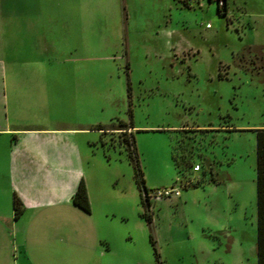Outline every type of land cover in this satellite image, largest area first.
Listing matches in <instances>:
<instances>
[{
    "label": "rangeland",
    "instance_id": "1",
    "mask_svg": "<svg viewBox=\"0 0 264 264\" xmlns=\"http://www.w3.org/2000/svg\"><path fill=\"white\" fill-rule=\"evenodd\" d=\"M25 2L26 19L10 2L9 117L89 128L77 138L100 264H155L150 236L164 264H256L264 0ZM165 188L180 193L155 197Z\"/></svg>",
    "mask_w": 264,
    "mask_h": 264
},
{
    "label": "crops",
    "instance_id": "2",
    "mask_svg": "<svg viewBox=\"0 0 264 264\" xmlns=\"http://www.w3.org/2000/svg\"><path fill=\"white\" fill-rule=\"evenodd\" d=\"M10 2L0 0V264H100L108 238L99 231L101 221L73 203L82 180L89 193V171L77 138L89 128L60 127L52 121L30 126L9 117L5 88L15 49L8 26ZM16 2L26 19V2ZM228 188L230 195L238 194L236 186ZM15 197L22 206L18 217ZM231 222L227 233L236 240Z\"/></svg>",
    "mask_w": 264,
    "mask_h": 264
},
{
    "label": "trees",
    "instance_id": "3",
    "mask_svg": "<svg viewBox=\"0 0 264 264\" xmlns=\"http://www.w3.org/2000/svg\"><path fill=\"white\" fill-rule=\"evenodd\" d=\"M217 1L221 2V4H218V8L220 5L226 6L227 0ZM253 130L256 136V264H264V128H254ZM126 142L129 145L130 159L133 161L135 180L139 186H144L143 172L138 162L133 137L126 138ZM73 203L87 212L90 211L87 189L83 180L79 183L73 196ZM14 210L15 217L22 213V206L18 197L14 198ZM150 240L153 246L155 264H164L155 247L152 236H150Z\"/></svg>",
    "mask_w": 264,
    "mask_h": 264
},
{
    "label": "built area",
    "instance_id": "4",
    "mask_svg": "<svg viewBox=\"0 0 264 264\" xmlns=\"http://www.w3.org/2000/svg\"><path fill=\"white\" fill-rule=\"evenodd\" d=\"M199 166L196 165L195 166V170H199ZM179 190H177V188H165L164 190H159L156 192L155 197L158 196H164V195H168L170 196L171 194H175V195H179Z\"/></svg>",
    "mask_w": 264,
    "mask_h": 264
}]
</instances>
